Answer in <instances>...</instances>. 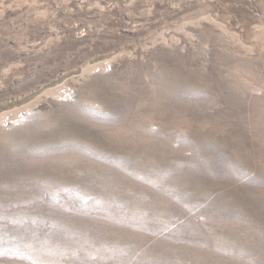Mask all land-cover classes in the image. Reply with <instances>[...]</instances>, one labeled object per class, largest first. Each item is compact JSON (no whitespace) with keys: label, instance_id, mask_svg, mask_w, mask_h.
Wrapping results in <instances>:
<instances>
[{"label":"rangeland","instance_id":"rangeland-1","mask_svg":"<svg viewBox=\"0 0 264 264\" xmlns=\"http://www.w3.org/2000/svg\"><path fill=\"white\" fill-rule=\"evenodd\" d=\"M0 264H264V0H0Z\"/></svg>","mask_w":264,"mask_h":264}]
</instances>
